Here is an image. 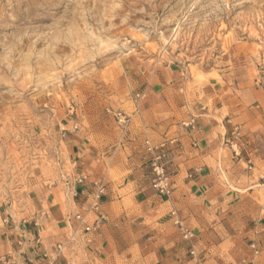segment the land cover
<instances>
[{
    "label": "crops",
    "instance_id": "crops-1",
    "mask_svg": "<svg viewBox=\"0 0 264 264\" xmlns=\"http://www.w3.org/2000/svg\"><path fill=\"white\" fill-rule=\"evenodd\" d=\"M183 72L171 63L152 67L142 97L124 103L130 118L123 131L111 116L82 119L65 138L69 180L84 178L77 195L35 189L0 226V264H264V256L247 258L243 241L264 249V204L250 198L264 187V53L231 46L211 68ZM236 127L239 157L224 143ZM163 142L169 197L151 187L148 164L149 148ZM95 200L105 221L93 228ZM36 236L40 245L28 248ZM58 242L63 251L50 262L42 251L50 254Z\"/></svg>",
    "mask_w": 264,
    "mask_h": 264
},
{
    "label": "rangeland",
    "instance_id": "rangeland-1",
    "mask_svg": "<svg viewBox=\"0 0 264 264\" xmlns=\"http://www.w3.org/2000/svg\"><path fill=\"white\" fill-rule=\"evenodd\" d=\"M231 46L264 53V0H0V226L39 187L64 197L65 138L85 116L123 131L115 114L129 120L152 67L194 76Z\"/></svg>",
    "mask_w": 264,
    "mask_h": 264
},
{
    "label": "built area",
    "instance_id": "built-area-1",
    "mask_svg": "<svg viewBox=\"0 0 264 264\" xmlns=\"http://www.w3.org/2000/svg\"><path fill=\"white\" fill-rule=\"evenodd\" d=\"M141 97H142V94L136 93L134 103L138 99H140ZM115 118H116L117 122L123 126H125L129 121L127 119V117L124 115V113L122 114L120 112L115 114ZM76 128H77V125L76 124L73 125V129H76ZM240 137H241L240 130L236 127L233 131H231L229 138L225 139V142H224L231 149L232 155L234 157L240 156V153L238 151V141L240 140ZM146 144H148L147 141H146ZM171 144L174 146L173 150H175V148H177L176 141L171 140ZM164 148H165L164 142L160 143L156 147L155 146L150 147L149 149H150V151H152V153H151L150 158L148 159V164L150 165L151 170L154 174V179L151 183V187L157 193L162 194L166 197H169L171 194L170 183H169V178H168L167 174L165 173L164 166H163L164 165L163 158L166 155V151L163 150ZM83 180H84L83 176L74 177L73 184L70 182V180H66L64 182V188L66 189L67 195H69V196L72 195L73 197H75L77 195L76 185L81 184L83 182ZM103 191H104V187L98 186L97 196L101 195L103 193ZM89 209L95 215L93 228L101 225L105 221V216L99 208L98 200L93 201V203L91 204ZM73 218H74V220H76L78 222H83V217L79 213L75 214ZM2 222L8 223V216H6L2 220ZM177 223L178 222L176 221V224ZM33 226H38V223L36 221H33ZM83 230L85 232H88L91 230V227L89 225H83ZM184 236L189 237L190 236L189 232L185 231ZM25 243H27V239L25 238V235L23 233L20 235V237L16 241V247H17L16 250L19 251L20 253H22V249H23ZM29 243H33V245H31ZM28 244H29L28 248L39 246L40 245L39 237L38 236L33 237L32 241H29ZM63 248H64V245L62 243H59V242L55 243L52 246V252L50 254H48L46 251H42V256L44 258H49L50 262H53L62 253ZM249 248L252 252L253 258L264 256V249L262 247H260L255 240H249ZM190 255L193 256L194 252L190 251ZM3 259L5 261H7V256H4ZM194 264H201V262L199 259H196Z\"/></svg>",
    "mask_w": 264,
    "mask_h": 264
}]
</instances>
